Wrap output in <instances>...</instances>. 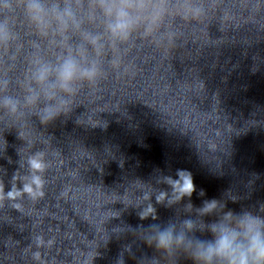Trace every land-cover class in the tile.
I'll return each instance as SVG.
<instances>
[{"label": "clouds", "instance_id": "clouds-1", "mask_svg": "<svg viewBox=\"0 0 264 264\" xmlns=\"http://www.w3.org/2000/svg\"><path fill=\"white\" fill-rule=\"evenodd\" d=\"M149 6L147 0H63L62 4L57 2L45 8L41 0H28L25 10L37 34L58 52L51 58L35 57L27 70L24 101L41 125L47 126L71 113L81 87L95 84L104 77L103 61L109 49L118 50L141 34L143 38L152 35L161 21L159 17L144 18ZM0 37L4 43H10L11 35L6 25L0 24ZM73 37H78V41L73 42ZM33 47L40 48L35 43ZM0 84L7 92L10 80L0 81ZM41 100L44 102L42 108ZM19 103L16 97L5 95L0 107L15 114L19 111ZM24 125L8 124L3 132L16 128L19 138L24 140L21 132ZM2 133L0 152H5L7 141ZM21 149H18L20 167L27 169V182L19 172L12 178L11 190L5 192L0 182V201L22 195L34 200L44 196L47 168L44 155L36 151L25 158ZM17 180L22 182V188L17 187ZM162 183L167 187L155 194V204H163L166 208L183 204L185 211H194L195 216L183 219L178 232L174 224L164 228L157 226L153 238L144 241L148 248L165 254L175 249L191 264H264V202L236 211L228 204L238 203L239 197L229 195L231 191L228 190L220 198L203 199L196 207L191 198L197 193V187L193 174L186 169H177L175 177L165 175ZM197 195L206 197V191L200 189ZM144 198L149 203L138 214L139 219H159L155 204L151 202L152 194H145ZM185 198L187 203H184ZM116 264H123L122 254Z\"/></svg>", "mask_w": 264, "mask_h": 264}]
</instances>
